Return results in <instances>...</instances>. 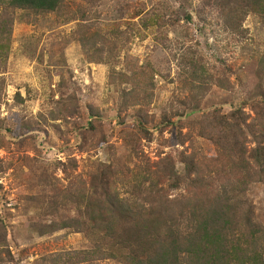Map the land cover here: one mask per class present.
Segmentation results:
<instances>
[{"label": "rangeland", "instance_id": "374dc122", "mask_svg": "<svg viewBox=\"0 0 264 264\" xmlns=\"http://www.w3.org/2000/svg\"><path fill=\"white\" fill-rule=\"evenodd\" d=\"M7 1L0 0L11 22L10 35H0V264H78L57 256L89 249L86 235L50 226L88 216L73 201L57 206L50 198L72 183L87 188L96 168L125 181L148 170L170 201L186 195L183 185L174 189L177 179L188 183L215 162L229 176L228 159L205 136L214 133V110L255 117L251 107L264 95L257 16L232 33L203 0H64L42 14L7 9ZM246 140L254 146L247 132ZM245 198L264 225V188L253 185Z\"/></svg>", "mask_w": 264, "mask_h": 264}, {"label": "trees", "instance_id": "16d2710c", "mask_svg": "<svg viewBox=\"0 0 264 264\" xmlns=\"http://www.w3.org/2000/svg\"><path fill=\"white\" fill-rule=\"evenodd\" d=\"M63 1L8 0L6 7L53 13ZM203 2L218 11L232 33L241 30L249 14L264 24V0ZM10 24L9 17L0 14L2 37L10 35ZM5 49L0 45V56ZM196 75L193 73L192 79ZM138 93L150 98L147 88ZM260 96V103L251 107L254 118L238 109L226 115L214 110V119H209L214 133L205 137L214 143L218 156L228 159L229 176L215 162L214 170L193 173L188 183L177 179L174 189L183 185L186 195L170 201L162 196V189L153 181L154 173L148 170L125 181L121 173L96 168L88 175L87 188L82 182L72 183L60 199L53 195L50 199L57 206L75 202L88 220H52L51 231L73 228L83 232L91 244L87 250L58 255L57 260L78 264H94L95 260L118 264H263L264 225L256 222L252 204L245 198L253 185L264 188V95ZM246 132L253 147L248 146ZM119 190H124L122 195ZM153 194L155 199L148 207L145 202Z\"/></svg>", "mask_w": 264, "mask_h": 264}]
</instances>
